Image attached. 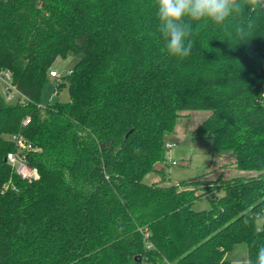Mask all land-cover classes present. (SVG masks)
<instances>
[{
    "label": "trees",
    "instance_id": "trees-1",
    "mask_svg": "<svg viewBox=\"0 0 264 264\" xmlns=\"http://www.w3.org/2000/svg\"><path fill=\"white\" fill-rule=\"evenodd\" d=\"M158 23L155 0H0V69L19 92L0 91V264H233L226 255L243 244L256 264L264 9L194 25L183 59L167 53ZM69 53L82 56L65 79L70 102L43 108L53 64ZM201 111L211 115L194 139L256 175L144 183L181 118ZM13 135L32 144L38 180L7 162ZM203 198L212 208L193 210Z\"/></svg>",
    "mask_w": 264,
    "mask_h": 264
},
{
    "label": "rangeland",
    "instance_id": "rangeland-1",
    "mask_svg": "<svg viewBox=\"0 0 264 264\" xmlns=\"http://www.w3.org/2000/svg\"><path fill=\"white\" fill-rule=\"evenodd\" d=\"M82 56L69 53L65 58H59L53 64L52 70L59 78L49 77L48 83L44 86L40 106L46 107L56 103L70 102V89L66 83V77L72 72ZM62 81L64 86L57 88ZM26 103L25 99H22ZM211 115L210 112H190L181 118L176 132L167 137L166 143L175 144L172 150H166V159L171 162L159 164V172L149 173L144 183L151 185L157 184L164 187L176 186L183 181L196 180L209 173L207 179L216 180L220 176L224 179L236 177H249L256 173H246L232 168L234 156L230 151H218L210 139H194V132ZM163 171L162 173L160 171ZM222 195V194H221ZM212 208L211 199L203 198L196 202L193 210L209 211ZM264 225V214L257 219V226ZM226 259L233 264H248V252L246 245H239L228 252Z\"/></svg>",
    "mask_w": 264,
    "mask_h": 264
},
{
    "label": "clouds",
    "instance_id": "clouds-1",
    "mask_svg": "<svg viewBox=\"0 0 264 264\" xmlns=\"http://www.w3.org/2000/svg\"><path fill=\"white\" fill-rule=\"evenodd\" d=\"M155 5L158 31L167 53L183 59L191 54L194 25L203 22L223 26L230 17L243 15L245 10L264 9V0H155ZM235 33L243 38L246 29L237 25ZM256 264H264V246L258 249Z\"/></svg>",
    "mask_w": 264,
    "mask_h": 264
},
{
    "label": "built area",
    "instance_id": "built-area-1",
    "mask_svg": "<svg viewBox=\"0 0 264 264\" xmlns=\"http://www.w3.org/2000/svg\"><path fill=\"white\" fill-rule=\"evenodd\" d=\"M51 78H59L55 71L50 72ZM0 91L6 96L8 101L17 100L19 92L13 85V77L10 71L0 69ZM262 96L264 97V84ZM30 118H26L23 125L26 126L30 124ZM11 141L15 146V151L11 152L7 156V162L15 168L17 174L26 181L32 182L39 179L40 175L35 167H32L27 162V155L33 150V146L21 135H13ZM175 144L166 143L165 149L172 150ZM166 161L171 162L172 165H177L176 162L169 158ZM164 264H171L170 262H165Z\"/></svg>",
    "mask_w": 264,
    "mask_h": 264
}]
</instances>
